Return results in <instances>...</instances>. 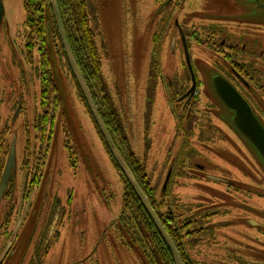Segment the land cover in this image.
I'll use <instances>...</instances> for the list:
<instances>
[{"label": "rangeland", "instance_id": "rangeland-1", "mask_svg": "<svg viewBox=\"0 0 264 264\" xmlns=\"http://www.w3.org/2000/svg\"><path fill=\"white\" fill-rule=\"evenodd\" d=\"M86 1L101 57L104 87L118 116L114 129L121 126L115 132L116 142L124 154L131 152L143 165L156 190V199L163 205L165 194L161 189L165 190L169 179L166 175L172 168L170 162L176 155L181 158L171 172L167 206L162 211L170 209L180 227L194 220L197 222L189 224L190 230L196 231L200 226L206 229L196 233L192 240L184 239L189 258L195 264H264V210L262 219L250 215L262 225L252 227L246 223L240 227L237 224L243 219L239 209L242 199L225 196L221 191L224 187L206 178L208 169L213 173H226L237 180V184H245L239 183L241 189L245 187L246 191L264 197V164L247 141L226 125L222 108L210 110L213 106L208 87L202 84L197 90V102L181 101L182 92L190 86V76L181 45L171 44L176 33L175 21L189 30L203 32L202 25L209 22L208 14L224 13L227 0H167L171 10L166 15L167 24L163 21L166 11L155 0ZM0 3L3 7L0 133L6 137L3 140L8 145L7 151L12 136L17 135L16 174L11 179L10 197L0 205V264H32L41 243L49 248L38 264H141L113 231L112 222L120 213L124 193L122 178L100 140L64 61L60 64L56 61L54 67L50 64L60 98L55 120L38 131L39 115L36 114L43 112L39 108V83L34 78L33 68L26 65L24 59L23 0H0ZM155 36L157 43H154ZM153 53L158 54L160 76L151 114L147 117L145 88ZM189 54L199 59L194 62L202 67V76L206 77V71L209 72L205 64L207 50L193 43ZM54 58L60 61L61 56L54 54ZM20 71L28 79L22 88L21 113L13 123L19 85L16 83L14 89L11 81L18 78ZM185 75L187 85L181 87L178 80ZM97 97L105 102L103 93L97 92ZM104 110L106 114L110 112ZM212 111L217 116L214 119H211ZM193 114L197 124H193ZM176 126L182 129V134L174 143L171 141ZM209 127L218 128L220 134L215 139L222 142L216 141L214 145L203 141L196 131L185 147L186 131L201 129L205 138ZM28 143L32 151L34 145H41V152L47 147L49 151L46 163L38 168L40 177L35 180L38 187L31 197L22 199L21 194L34 187H29L27 174L36 169L33 161L38 152L37 147L34 154L26 151ZM70 152L74 153L76 167L70 162ZM239 172L245 177L240 179ZM54 196L61 206L57 205L52 214ZM224 202L231 208L227 217L223 214ZM253 202L264 209L263 199L254 198ZM7 213L8 221L4 225ZM200 220L202 225L198 223ZM226 221H231L230 226L224 224Z\"/></svg>", "mask_w": 264, "mask_h": 264}, {"label": "trees", "instance_id": "trees-1", "mask_svg": "<svg viewBox=\"0 0 264 264\" xmlns=\"http://www.w3.org/2000/svg\"><path fill=\"white\" fill-rule=\"evenodd\" d=\"M155 1L157 4L163 5L165 0ZM56 3L65 38L71 53L85 83L89 88L93 101L97 106L98 113L102 118L110 137L132 172L139 187L148 198L151 207L164 226L165 231L174 243L182 264H195L186 253L184 239L188 238V240H192L191 238H193L196 233L200 234L206 229H200V226L196 231L190 230L192 228L189 227V224H196L197 222H193L194 220H188L184 227H180L177 224L176 216L172 213V211H170V209L162 211V208H164L165 205L167 206L168 195H164V205L162 202L160 203L157 201L156 190L151 186V177L147 175L143 165L139 163L131 152H129L128 155L124 154L116 142L115 132L116 129L119 131L121 126L118 127L117 125L116 129H114V124L118 123V116L114 105L109 98L107 90L104 87L102 62L96 44V35L90 25V17L87 11V1L56 0ZM169 6L170 4L168 3L166 8ZM23 9L25 12L24 26L26 29L25 56L28 59H32L34 55H38L40 58L39 108L42 110L44 116H41L38 120V124L40 126L38 128L44 129L50 124H53L56 110L60 105L58 90L53 80V72L50 68L51 65L48 59L52 52L57 57L61 56L60 62H62V60L64 61L65 67L75 82L79 96L93 120L87 103L70 68L57 27L55 25L50 0H23ZM154 43H157L156 36L154 38ZM157 55L158 54L155 53L152 54L149 61V67L147 69L145 88V107L147 117H150L151 114L150 111L154 103L156 87L160 76ZM97 92L99 94H104L105 102L104 100L98 99ZM104 108L106 110L109 109L110 112L106 114ZM109 113H111V115H109ZM93 123L100 140L106 147L112 164L119 171L124 185L121 210L118 217L112 222V228L117 239L122 245L131 250L133 254L139 258L141 264H175L171 250L165 243L150 215L143 207L132 187L129 185L127 179L121 172L118 164L109 152L94 120ZM48 138L50 139L49 134ZM124 141L126 142V138H124ZM146 147L149 148L147 145ZM185 147L187 148V145ZM128 150L130 151L129 148ZM69 159L73 167H76V159L73 152L69 153ZM178 163L180 164V160L177 157H175L174 161L171 160L170 164L172 168H169L168 170L170 171L167 173L169 174V179L171 177L173 167ZM39 177L40 175H37L32 183L35 184ZM169 179L165 182L167 183L165 185V190L163 187L161 189L162 194L168 191ZM57 205L61 206L58 199H55L53 205L54 211L57 209ZM54 211L52 212L54 213ZM202 222V220L198 221L199 225H202ZM199 236L202 237V235ZM48 248V245L41 243L34 253L32 264H38V262H40L43 256L47 253Z\"/></svg>", "mask_w": 264, "mask_h": 264}, {"label": "flooded vegetation", "instance_id": "flooded-vegetation-1", "mask_svg": "<svg viewBox=\"0 0 264 264\" xmlns=\"http://www.w3.org/2000/svg\"><path fill=\"white\" fill-rule=\"evenodd\" d=\"M169 1H164L162 5V10L164 9L165 18L164 24H167V17L168 10L170 8H166ZM227 6L225 7V12L219 15L215 14H208V23L206 25H202L205 27L203 32H199L198 29L196 30H189V27L185 25H180L178 20L175 21L176 33L172 37L171 44L173 43L174 46L181 45L183 49V55L185 57V65L186 70L190 76V86L181 94V101H186V104L197 102V90L202 88L204 84L205 87H208L210 104L213 106L210 110H215L217 108H222L223 113L225 115L224 120L226 121V125L231 129V131L235 132L238 137L240 136L244 140L245 137L241 134V132L235 127L233 123L234 111L229 109L224 103L220 100L217 96L216 91L214 89V79L216 77H222L227 83H229L232 88L242 97V99L249 105L252 114L257 119V121L261 124L264 129V0H227ZM171 11V10H170ZM198 44L199 47L201 46L203 49H206L208 52L207 62L205 63L209 72L206 71V77L202 76V67L197 66V57L190 56L189 52L191 51L192 44ZM185 47L187 48L188 55L190 58L191 64V71L195 77V88L194 91L191 93L189 89L192 87V77L190 74V69L186 63V56H185ZM56 56V55H55ZM24 59L26 61V65L28 64L29 67L34 72V78L37 83L40 81V58L34 57L32 59H28L24 55ZM49 62L53 67L54 64H60L58 58H54L53 52L49 56ZM196 60V63L194 62ZM16 63V61H14ZM16 66L19 68L20 64L16 63ZM51 68V66H50ZM21 69V68H19ZM28 79V78H27ZM27 79L23 77V71L19 72L18 78L16 77L15 81H11L12 87L18 83V98H17V106L14 113V117L12 118V122L14 123L21 113L23 107V98L24 92L22 88L26 85ZM187 75H185L182 80H178V84L181 87L187 85ZM184 82V84H182ZM40 86V84H39ZM16 89V87H14ZM189 91V92H188ZM23 94V95H22ZM185 94V95H184ZM219 105V106H218ZM190 114V113H189ZM40 117L44 116L42 113H37ZM213 118H216V114L212 111ZM193 124H197L196 115L193 114ZM38 119V120H39ZM210 119V117H209ZM37 129V128H36ZM39 131V128L37 129ZM203 130V129H202ZM207 130V137H203L204 132L201 129L195 130V128L190 129L184 133V144L187 145L190 138L196 133L202 137L203 141L211 142L214 145L216 141H221L217 138L215 139L216 135L219 137V132L217 127H209ZM204 131V130H203ZM40 134H44L40 132ZM182 134L181 128H175V133L173 135V140L171 142H176V137ZM0 183L4 176L7 161L11 155L14 156V164L10 169V172L7 176V184L4 191L2 198L0 199V205L4 199L8 198L10 186H11V179L16 174V164H17V149H16V140L17 135L14 134L11 139V143L9 145V150L7 151V146L5 145L4 138L6 139L5 135L0 133ZM42 139V135L41 138ZM240 139V138H239ZM247 141V140H246ZM222 142V141H221ZM37 147V155L36 161H33L36 169L27 174L29 187L31 188V184L34 185L33 189L27 190L25 194H21V198L28 199L32 196L35 191V186L32 181L35 179L37 175H40L38 172V168L46 163L49 148L41 152V145H34L33 151L30 149L29 143L25 145L26 151H32V154L35 152V148ZM251 147V146H250ZM24 150V149H23ZM186 150V149H184ZM34 156V155H32ZM177 157V155L175 156ZM183 157V156H182ZM181 159L180 157H177ZM40 159V160H39ZM42 160V161H41ZM46 160V161H45ZM198 166V164H197ZM199 169H202L201 166H198ZM171 169V167H170ZM170 171V170H169ZM239 171V170H238ZM240 173V172H239ZM34 174V175H33ZM168 174L166 175V177ZM240 179L245 176L240 173L237 175ZM207 181L210 183H214V185L218 187H224V190H221L225 196L235 195L238 196V199H242L239 201L241 217L243 218L241 221L239 220L240 227H244L246 223L252 227L257 225H262L260 222L256 220V218L250 216L254 215L255 217H260L262 219V213L264 209H262L258 204L253 202L254 198L259 200H264V197L259 193L246 191L245 187L241 189L240 184H244L243 182H239V186L237 184V180L225 174L213 173V171L208 169V173L206 175ZM245 185V184H244ZM28 187V188H29ZM167 190V189H166ZM168 191L164 192L163 194H167ZM233 192V194H232ZM212 193V192H211ZM215 194V193H212ZM223 200H225L224 195ZM237 194V195H236ZM31 195V196H30ZM10 197V196H9ZM57 199L54 196L55 200ZM252 201V202H250ZM225 203V202H224ZM226 204V203H225ZM54 202L52 204V211ZM12 210V208L10 209ZM9 210V211H10ZM12 212V211H11ZM53 214V212H52ZM223 214L224 216H229L231 214L230 204L223 207ZM11 217V213H9ZM8 213L4 216V225H7L8 221ZM256 220V221H255ZM231 221H226L224 224L228 227L230 226ZM11 256V255H10Z\"/></svg>", "mask_w": 264, "mask_h": 264}, {"label": "water", "instance_id": "water-1", "mask_svg": "<svg viewBox=\"0 0 264 264\" xmlns=\"http://www.w3.org/2000/svg\"><path fill=\"white\" fill-rule=\"evenodd\" d=\"M50 6L53 13L55 25L57 27L60 40L62 42L65 54L67 56L70 68L72 70V73L75 77V80L77 81V84L82 92V95L87 103V106L89 108V111L91 113V116L98 127L105 144L111 153L112 157L118 164L121 172L127 179L129 185L132 187L133 191L137 195L138 199L142 203L143 207L147 211V213L150 215L151 219L153 220L156 228L158 229L159 233L161 234L162 238L164 239L165 243L169 247V249L172 252L173 259L175 264H182L179 253L170 239L169 235L165 231L164 226L160 222L158 216L156 215L155 211L151 207L148 198L143 193L141 188L139 187L137 181L135 180L132 172L130 171L129 167L125 163L124 159L122 158L120 152L118 151L117 147L115 146L112 138L109 135V132L100 117L98 113L97 106L95 105L92 95L89 91V88L87 84L85 83L77 65L74 60V57L71 53V50L69 48V45L67 43V40L65 38L64 30L61 24L60 16L58 13V7L56 0H50ZM3 16V7L0 3V22L2 20ZM185 56H186V63L190 69V74L192 77V87L190 89V92L192 93L195 88V77L193 75V72L191 71V64H190V58L188 55L187 48L185 47ZM214 89L216 91L217 96L220 98V100L224 103L225 106H227L229 109L234 111V117H233V123L235 127L241 132V134L245 137L247 140V143L251 146V148L254 150V152L257 154V156L262 160L264 164V129L261 126V124L257 121V119L252 114V111L250 110L249 105L242 99V97L232 88V86L227 83L222 77H216L214 79ZM14 164V156L11 153L8 161L6 170L4 173V176L2 178V181L0 183V199L2 198L6 184H7V176L10 172L11 167ZM166 184V183H165Z\"/></svg>", "mask_w": 264, "mask_h": 264}]
</instances>
